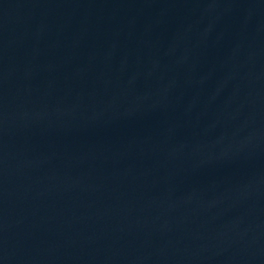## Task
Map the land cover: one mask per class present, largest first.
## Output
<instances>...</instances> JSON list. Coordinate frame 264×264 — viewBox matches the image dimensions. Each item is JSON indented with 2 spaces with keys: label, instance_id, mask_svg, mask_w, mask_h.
Returning a JSON list of instances; mask_svg holds the SVG:
<instances>
[{
  "label": "water",
  "instance_id": "95a60500",
  "mask_svg": "<svg viewBox=\"0 0 264 264\" xmlns=\"http://www.w3.org/2000/svg\"><path fill=\"white\" fill-rule=\"evenodd\" d=\"M0 264H264V0H0Z\"/></svg>",
  "mask_w": 264,
  "mask_h": 264
}]
</instances>
